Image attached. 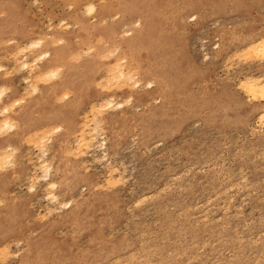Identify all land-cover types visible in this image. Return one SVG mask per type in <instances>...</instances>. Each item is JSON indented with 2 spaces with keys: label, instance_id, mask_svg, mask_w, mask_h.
<instances>
[{
  "label": "rangeland",
  "instance_id": "obj_1",
  "mask_svg": "<svg viewBox=\"0 0 264 264\" xmlns=\"http://www.w3.org/2000/svg\"><path fill=\"white\" fill-rule=\"evenodd\" d=\"M260 33L264 0H0V87L13 109L31 105L17 134H0V158L15 151L0 168V264H264V129L236 85L264 66L233 52ZM37 38L28 62L59 48L67 59L35 84L10 52ZM114 58L136 70L139 89L108 85ZM109 96L128 103L98 114L106 160L96 140L84 157L67 155L90 105ZM35 130L50 140L51 179L61 202L74 199L70 211L50 206L44 182L27 192L42 173ZM111 173L119 182L106 187Z\"/></svg>",
  "mask_w": 264,
  "mask_h": 264
},
{
  "label": "bare ground",
  "instance_id": "obj_2",
  "mask_svg": "<svg viewBox=\"0 0 264 264\" xmlns=\"http://www.w3.org/2000/svg\"><path fill=\"white\" fill-rule=\"evenodd\" d=\"M93 6V5H92ZM92 6H90V8H89V10L91 11V10H94L93 9V7ZM85 10V9H84ZM92 12V11H91ZM61 25V24H60ZM59 27V26H58ZM51 28V27H50ZM60 28V27H59ZM62 28V27H61ZM61 28H60V30H61ZM58 29V28H57ZM56 29V30H57ZM49 35V34H48ZM43 37V36H42ZM41 37V38H42ZM41 38H37V39H35L36 41H30L29 42V45L27 44V48L26 49H28V51L26 50V49H24L23 47L22 48H19L18 47V49H17V52H18V54H16V52H10L11 54H14V55H12L11 56V54L9 53V55L12 57V59H14L15 60V62L18 60V58L20 57H22V60H20V63L18 64V66L16 65V69L18 70V71H20V72H25V71H27L26 72V76H28V77H30L29 79H31V81H33L35 84H37L38 82L40 83L41 81H47V80H52V79H54V78H58L57 76L59 75V73H58V70H59V72L61 71V69L62 68H60V69H54V62L55 61H62L63 59H65L66 57L64 56V50L63 49H61V48H59V49H57V50H55V52H54V54L52 55L49 51H41L40 53H37L38 52V49H40L41 47H42V44H43V42H42V39ZM45 38H46V35H45ZM246 38V37H245ZM34 40V39H33ZM43 40H45V39H43ZM57 40V39H56ZM2 41V40H1ZM97 41V40H96ZM8 42H10V41H8ZM14 43V42H13ZM9 44V43H8ZM51 44V43H50ZM53 44H55V43H53L52 42V44L51 45H53ZM17 46V45H16ZM22 46V45H21ZM23 46H26V44L25 45H23ZM91 48V47H90ZM89 48V49H90ZM118 48V47H117ZM15 49V48H14ZM32 50H37V52H34L33 54H34V57H33V60L30 62H28L27 61V54H28V52L29 51H32ZM111 50H114V49H111ZM111 50H110V52H111ZM116 50V49H115ZM115 50H114V52H115ZM16 51V50H15ZM92 51V50H91ZM95 51V50H94ZM118 51V50H117ZM109 52V53H110ZM234 53H236V54H238L239 56V58H243V57H250V58H256L255 60L257 61V60H259V61H261V62H259L258 63V65H257V67H260V66H264V33H260V34H257V35H255V36H249L248 37V39L246 40V39H243V41H242V44L240 45V47H239V49H237V50H235V51H233ZM31 53V52H30ZM29 53V54H30ZM76 53H77V51H76ZM81 53V52H80ZM83 53V52H82ZM86 53V52H85ZM115 53H118V52H115ZM32 54V55H33ZM75 53H73V55H74ZM86 54H89V52L88 53H86ZM85 54V55H86ZM108 54V53H107ZM235 54V55H236ZM16 55H18V56H16ZM21 55V56H20ZM76 55V54H75ZM77 55H78V53H77ZM83 55V54H82ZM104 55V54H103ZM103 55H100V56H103ZM111 55H114V54H111ZM110 55V56H111ZM1 56H3V54L1 55ZM88 56V55H87ZM109 55H107V56H103V58H106V57H108ZM241 56H243V57H241ZM18 57V58H17ZM70 57V56H69ZM73 57V56H72ZM77 57V56H76ZM80 57V56H79ZM3 58V57H2ZM7 58H8V56H7ZM19 58V59H20ZM126 58V57H125ZM125 58L123 59H119V58H114L113 59V61H112V63H111V66H110V68H108L107 70H109V71H107L108 73L110 72V74H107V75H109V76H107L106 78H104V79H106L107 81H108V85L109 84H111V86H114L113 88H115V89H119V90H121V91H124V90H126V89H129V90H132V89H134V88H137V89H139V85H140V80H139V78L137 77V73H134L136 70L134 69V68H132L131 70L129 69L130 68V66H129V64H126V61H125ZM232 58V57H231ZM249 58V59H250ZM253 58V59H254ZM11 59V58H10ZM67 59V58H66ZM65 59V60H66ZM77 59H80V58H77ZM127 59V58H126ZM229 59V58H228ZM234 59V58H233ZM6 60V59H5ZM65 60H63V61H65ZM128 60V59H127ZM232 60V59H231ZM246 60V59H245ZM263 60V61H262ZM10 61H12V62H14L13 60H10ZM62 61V62H63ZM239 61V60H238ZM243 61H244V59H243ZM249 61V60H248ZM247 61V62H248ZM5 62H7V61H5ZM17 62H19V61H17ZM16 62V63H17ZM10 63V62H9ZM250 63V62H249ZM13 65L15 64V63H12ZM4 66H1L0 65V77L2 76V77H6L9 73H8V70H6L5 68H3ZM15 69V68H14ZM133 69H134V71H133ZM13 71V70H12ZM15 71V70H14ZM131 71H133V73L131 72ZM16 72V71H15ZM19 74V73H18ZM106 74V73H105ZM28 77H25V78H23L24 79V81H25V85H27L28 83H30L31 81L28 79ZM47 78V79H46ZM46 79V80H45ZM101 79V78H100ZM104 79H103V81H104ZM109 79V80H108ZM3 80V79H2ZM102 80V79H101ZM106 80H105V82H104V84H102V85H100V86H102L103 87V89L104 88H106L108 85H107V83H106ZM239 81V83L237 82V84L236 85H238V88H239V90H241V93H243L244 95H245V98L246 99H248L247 101H250V102H252L253 104H254V108H255V111H256V117L254 118V124L256 125V127L257 128H262V129H264V77H263V75H259V74H255V75H253V74H251L250 73V70L248 71V73L245 75L244 74V77L243 78H240V80H238ZM27 83V84H26ZM42 83V82H41ZM98 83H100V81L98 82ZM97 83V84H98ZM32 84V83H31ZM129 84H132L131 86H134L133 88H129V87H131V86H129ZM6 85V84H5ZM4 85V86H5ZM2 86V85H1ZM4 86H2V87H0V134L2 135V138H5L6 137V135L8 134V133H13L14 135L15 134H17V127H18V124H17V122L19 123L20 121H21V119L23 118V114H24V112L31 106H23V107H21V108H19V109H13V102H15V100L14 101H11V103L12 104H9V102L8 101H6L5 100V97H6V90L8 89V87H7V85H6V87H4ZM9 86V85H8ZM99 86V85H98ZM105 86V87H104ZM110 86V87H111ZM148 87L149 88H152V82H149L148 83ZM5 88H7V89H5ZM27 88V87H26ZM57 88V86L56 87H53L52 89H53V91H55V89ZM108 88V87H107ZM112 88V89H113ZM143 88V87H142ZM111 88H109V90H110ZM157 89V88H156ZM9 90V89H8ZM7 90V91H8ZM33 91L34 92H38V86H36V85H34V88H33ZM108 91V90H107ZM26 92V91H25ZM27 92H29V90L27 91ZM31 92V91H30ZM66 92H68V91H66ZM66 92H64V94L63 95H67V93ZM155 92V91H154ZM66 93V94H65ZM69 94H71V92H68ZM116 93V92H115ZM114 93V95H112V96H115L116 94ZM156 93V92H155ZM62 94H60L59 96H61V98L63 99V96H62ZM68 94V95H69ZM24 95V94H23ZM27 95V96H26ZM26 97H28V96H30V95H28L27 93H26ZM120 96V95H119ZM118 96V97H119ZM139 96V95H138ZM243 96V95H242ZM22 97V96H21ZM110 97V98H109ZM109 97H107L106 99V101H104L105 99H102L103 101H102V103H100V102H97L98 103V106L96 105L95 107H91L92 105L94 106L95 104H92V105H90V109L92 110V111H90V113L92 114H89L90 116H92L93 117V121H92V119L91 120H88V122L90 123V122H93L92 123V125H93V127H92V125H91V127L90 126H88V125H90L89 123L88 124H86L85 125V123L84 122H81L80 124L82 125V126H84L85 128H92V129H90L92 132H90V130L89 131H87V129H86V132L85 131H83V129L85 130V128H83L81 125H80V128H82V130H80L79 131V133H80V135H79V140H78V138L76 139V140H78L77 141V145H75L76 146V148L75 149H73L71 146H70V148H69V154H67V155H72V157H73V153H70V152H74V155L75 154H81L83 157H84V154H83V152H84V150H87V149H89L90 151H91V149H92V147H91V145H88V144H90L91 143V141H94L95 142V140H96V144H97V146H96V144H95V146H96V150H98L99 151V153L100 154H98L99 155V157L98 158H100V162L104 159V160H106V156H108L107 154H106V152H105V137H104V133H102L101 131H102V128H101V123H102V119H101V117H99V115L98 114H100V115H102L103 114V111L104 112H106V110H108V109H111L110 111H112V109H115V108H122L123 107V102H124V100H122L121 102L122 103H120V102H115L116 100V98L115 97H111V96H109ZM18 98H20V97H17V99ZM57 98H59V97H57ZM60 98V99H61ZM109 98V99H108ZM113 98H115V99H113ZM128 98V97H127ZM130 98V97H129ZM17 99H16V104H18V105H20L21 104V102H24V101H21V99H19L18 101H17ZM22 100H23V98H22ZM55 101H56V99H54ZM21 101V102H20ZM101 101V100H100ZM118 101V100H117ZM126 101V100H125ZM127 103H128V101H126ZM16 104H14V106L16 105ZM124 104H125V102H124ZM244 106V105H243ZM59 108V107H58ZM57 108V109H58ZM36 109V108H35ZM116 109V110H117ZM61 110V109H60ZM119 110V109H118ZM72 111V110H71ZM114 111V110H113ZM47 112V111H46ZM65 113V112H64ZM102 113V114H101ZM98 115V117H97V119H96V116ZM85 116H87V115H85ZM92 117H87V118H83L82 120H84V119H88V118H92ZM85 120V121H86ZM102 120V121H101ZM51 125V124H50ZM103 125V124H102ZM57 126V125H56ZM60 126H61V124H60ZM51 126H49L48 128L49 129H52V128H50ZM55 127V125L53 126V128ZM47 128V127H46ZM49 129H48V131H49ZM42 130H44V128L42 129ZM52 130H54V129H52ZM35 131H38V130H35ZM34 131V132H35ZM47 131V132H48ZM51 131V130H50ZM49 131V132H50ZM59 131V127L57 126L56 128H55V132H58ZM264 131V130H263ZM34 132H32L31 131V133H34ZM39 132H40V130L37 132L38 133V135H37V133H35V135L36 136H34L33 135V137L32 136H30V134H29V136L31 137H29L31 140H28V141H30V142H32L33 143V141H32V139H34V138H36V137H38L39 136ZM52 132V131H51ZM54 132V133H55ZM81 132H82V134H81ZM86 133V135H85V133ZM42 133H44L43 131H42ZM41 133V135L38 137V140H37V142H35V144L33 143V145L35 146L34 147V149H36V146L37 147H40L39 148V153H38V156H39V159L37 158V161L39 162L38 163V167H36V165H35V167L37 168V169H40V171L42 172L41 173V176H36L35 175V177H34V174H36V172H34L33 173V179L30 177L29 178V181H32V183H31V185L29 186V188H28V190H27V192L30 190V192H35V189H36V185L37 184H39L40 182L42 183V182H44L43 183V187H44V189L46 188V195L44 194V197L46 198L47 197V199H45L44 197V199L45 200H49V202L48 203H50V206H51V203H54V205L56 206V204L57 205H59V207H60V210L61 209H65V210H69L70 211V209L72 208V202H73V200L74 199H70V200H72V201H67V202H61L60 201V199H59V195H58V193H59V190H58V181H53L52 179H51V176H52V169H53V167H52V165L50 164L51 162H48V161H50V160H48V153H47V149L48 148H46V146L45 145H48V146H50L48 143L46 144V140L48 141L49 139H46V140H44L46 137L44 136V134H42ZM77 133V132H76ZM76 133H74V136L76 135ZM79 133H77V134H79ZM90 133H91V136H90V138L87 136V134H89L90 135ZM49 134H51V133H49ZM52 134H53V132H52ZM27 135H28V133H27ZM26 135V137H28ZM46 136H47V134H46ZM49 136V135H48ZM47 136V137H48ZM78 136V135H77ZM76 136V137H77ZM85 136H87L88 138H86ZM12 137V136H11ZM51 135H50V139H51ZM97 137L99 138L98 140H97ZM6 139V138H5ZM26 140H27V138H26ZM36 140V139H35ZM50 141V140H49ZM48 141V142H49ZM73 141H75L74 140V138H73ZM36 143H37V145H36ZM61 142H59V144H60ZM74 143H76V142H74ZM30 144V143H29ZM64 144H66V142L64 143ZM91 144H93V143H91ZM32 145V144H31ZM94 145V144H93ZM5 146H7V145H5ZM4 146V147H5ZM74 146V145H73ZM95 146H93V147H95ZM4 147H3V149H4ZM7 147H9V146H7ZM32 147V146H31ZM66 147H69V146H66ZM89 147H91V148H89ZM12 148V147H11ZM2 149V150H3ZM5 149H7L6 147H5ZM67 151H66V153H68V149L67 148H65ZM71 149V150H70ZM94 149V150H95ZM2 150H0V152L2 151ZM13 150V149H12ZM12 150H11V152H12ZM40 150H41V154H40ZM49 150V149H48ZM64 150V149H63ZM3 151H5L6 152V150H3ZM3 151H2V153H0V154H3ZM8 152L10 151V149L9 150H7ZM14 151V150H13ZM93 151V150H92ZM148 151V150H147ZM6 153V155H4L3 156V158L0 160V168H2V166L3 167H5V166H7V165H11L10 167H12V161L14 160V154L13 153H15V151L13 152V153ZM86 152H88V151H85L84 153H86ZM66 153H65V155H66ZM87 154V153H86ZM66 155V156H67ZM89 156V155H88ZM0 157H2V155L0 156ZM75 157V156H74ZM78 158H79V156H78ZM102 159V160H101ZM52 160V159H51ZM93 160H95V159H93ZM104 160H103V162H104ZM37 161H36V163H37ZM98 160H96V162H97ZM35 163V164H36ZM1 164H2V166H1ZM16 164V163H15ZM34 165V164H33ZM81 166V165H80ZM108 166V165H107ZM110 166H111V164H110ZM5 168H7V167H5ZM4 169V168H3ZM36 170V169H35ZM35 170H33V171H35ZM107 170H109V169H107ZM111 171H113V173H114V171L116 172V170H113V168H111L110 169ZM110 170L108 171V173L110 172ZM39 171V172H40ZM118 171V170H117ZM38 172V173H39ZM30 175H31V173H29ZM110 174V173H109ZM109 174H107V175H109ZM29 175V176H30ZM40 175V174H39ZM106 177V176H105ZM119 177V176H118ZM32 179V180H31ZM120 179V178H119ZM122 179V178H121ZM105 180H107V183H108V185L106 184V187L107 186H109L110 184H112V183H115L116 181H118L119 182V180H118V178H117V176H115V175H113L112 173H111V176L110 177H107V179H105ZM58 182V183H57ZM102 183H104V182H102ZM101 183V184H102ZM121 183V182H120ZM60 184V183H59ZM100 184V185H101ZM116 184H118L117 182L115 183V185ZM94 185V184H93ZM112 185H114V184H112ZM102 189L103 188H105V187H102V186H100ZM110 187H111V185H110ZM112 187H114V186H112ZM108 190V189H107ZM70 195V194H69ZM2 200H0V202H1ZM142 202V201H141ZM47 203V204H48ZM53 206V205H52ZM95 206V205H94ZM55 208H57V207H55ZM54 208V209H55ZM51 209V208H50ZM54 209H51V210H54ZM59 209V208H58ZM57 209V210H58ZM2 210V209H1ZM45 210V209H44ZM47 211H50L49 210V207H48V210ZM46 211V212H47ZM54 212V211H53ZM49 213H51V212H49ZM49 213H47L48 215H49ZM46 214V215H47ZM45 216V215H44ZM43 216V217H44ZM46 217V216H45ZM1 248H4V246H2ZM32 248V247H31ZM4 250H6L7 251V249H6V247H5V249H3L2 251H1V249H0V251L2 252V253H4V252H6V251H4ZM4 251V252H3ZM0 252V254L3 256V254ZM210 252V251H209ZM4 255H8V253H4ZM6 256H3L4 258L6 257ZM10 256V255H9ZM15 256V255H14ZM3 258V259H4Z\"/></svg>",
  "mask_w": 264,
  "mask_h": 264
}]
</instances>
